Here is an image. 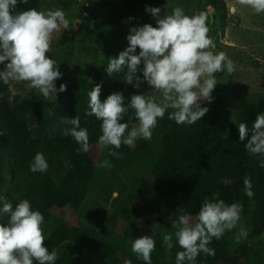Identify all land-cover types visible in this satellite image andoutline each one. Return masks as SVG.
<instances>
[{"label":"trees","instance_id":"1","mask_svg":"<svg viewBox=\"0 0 264 264\" xmlns=\"http://www.w3.org/2000/svg\"><path fill=\"white\" fill-rule=\"evenodd\" d=\"M40 1L18 4L17 12L29 8L41 11ZM166 2L104 0L101 3L109 10L108 30L120 52L128 46L126 37L130 29L148 14L145 7H158ZM205 2L213 8L215 18H225L224 0ZM107 63L88 72L84 91L77 84L71 85L69 93L65 90L55 100L44 98L38 104L0 83V195L13 207L20 200L28 199L32 209L43 215V222L51 224L46 247L58 254L55 264H126L128 261L144 264L132 252L131 244L133 239L145 235L156 241L151 253L152 264H175V255L182 249L175 245L173 223L185 212L195 216L203 200L217 191L226 203L235 201L243 205L242 212L249 215V234L259 237L264 232V167L244 148L250 134L240 141L238 128H230L223 137L219 97L201 103L208 111L192 125L176 124L168 119V112L172 110H167L153 129L151 140L137 139L134 147L122 144L114 149L121 154L119 157L109 155L108 148L102 145L113 172H125L135 166L142 176L130 197L119 184H116L118 191L108 188L102 193V197L110 198L115 192L119 199H114L112 210L100 229L80 221L73 225L66 222L88 194L96 164L88 151L77 152L79 145L71 136L63 135V130L70 127L65 118L80 117V126L88 130L91 147L99 143L98 137L102 134L101 122L86 115L90 111L88 92L94 85H101V102L109 94L121 92L125 105L132 94L148 91L146 84L135 89L123 82L126 65L119 73L109 76L105 71ZM239 108L245 117L243 123L250 128L256 115L264 112V91L251 98L242 96ZM121 122L128 124L126 132L138 123L132 109L123 115ZM37 152H42L47 160L46 172L29 171ZM65 161L71 167H66ZM245 177L251 180V197L244 191ZM224 178L232 183L223 185ZM108 181L111 186L112 181ZM54 207L61 211L56 214ZM7 220V214H0V224H6ZM165 232L173 234L174 247L170 251L163 245ZM228 244L224 235L219 240L214 238L208 247L214 248L215 254H199L196 264H253L252 248L247 243L232 252H228Z\"/></svg>","mask_w":264,"mask_h":264},{"label":"clouds","instance_id":"2","mask_svg":"<svg viewBox=\"0 0 264 264\" xmlns=\"http://www.w3.org/2000/svg\"><path fill=\"white\" fill-rule=\"evenodd\" d=\"M21 3L27 0H0V83L14 91L13 82L27 81L28 87L37 89L45 99L55 100L58 92L66 90V84L56 87L55 81L62 73L47 53L52 33L61 26L67 28L68 20L59 8L47 11L29 8L14 13ZM239 3L255 13H264V0H239ZM145 12L155 20V27L147 23L132 27L126 37L128 46L115 58H108L105 71L111 76L126 65L123 82L135 89L146 84L150 91L132 94L127 105L121 92L111 93L101 102L100 84L88 92L90 111L86 115L101 122L98 142L108 148L111 156L121 155L114 149L122 144L134 147L137 139L151 140L158 120L163 119L169 109L172 111L168 112V119L178 125L200 121L208 111L201 102H211V93L218 84L216 74L225 68L228 73L234 71L232 61H226L224 52L213 51L216 45L208 35V13L189 16L179 6L170 14L164 11L161 15L160 7L151 6H146ZM129 109L133 110L138 123L126 132L128 124L121 120ZM64 122L70 127L63 130V135L71 136L79 145L77 152H87L90 148L88 130L80 126V117L65 118ZM237 127L240 141L250 134L244 148L264 167V112L256 115L250 128L244 123ZM65 166L71 167L67 161ZM98 166H110L109 161ZM47 169L44 154L37 152L29 171L43 173ZM222 183L227 186L232 181L224 178ZM243 184L245 194L251 197V180L245 177ZM219 195L217 191L211 198L206 197L195 216L185 212L173 223L175 245L182 249L175 255V264H196V257L201 253L214 255L215 249L208 247L212 240H219L226 231L237 228L243 205L235 201L226 203ZM5 200L0 195V214L8 216L7 223L0 224V264H33L34 260L36 264H55L58 254L43 246L41 212L33 210L28 199L20 200L15 207ZM247 236L248 231L240 227L234 241L238 244ZM162 241L167 250L174 247L172 233L165 232ZM155 246L156 241L145 235L133 239L131 250L144 264H152L151 253Z\"/></svg>","mask_w":264,"mask_h":264},{"label":"rangeland","instance_id":"3","mask_svg":"<svg viewBox=\"0 0 264 264\" xmlns=\"http://www.w3.org/2000/svg\"><path fill=\"white\" fill-rule=\"evenodd\" d=\"M102 2L104 0L40 1L41 11L59 8L64 11L68 20L67 28L61 26L52 33L48 51L49 57L56 61L62 73L61 78L55 81L56 87L59 88V85L64 83L68 93L70 92L68 87L76 84L81 91H84L89 78L88 72L94 67L107 63L109 57H114L120 52V48L112 42L107 21L109 10L101 5ZM224 2L225 18L221 16L215 18L213 8L207 5L205 0H167L158 7L162 9L161 15L164 11L170 14L177 6L182 7L189 16L200 12L208 13L210 19L208 35L216 45L213 51L224 52L226 61L230 60L234 65L233 72L228 73L225 68L222 73L216 74L218 84L210 98V100L217 97L221 99L218 115L224 129L223 137H226L230 128H238V124L244 122L245 117L239 108L241 97L251 98L254 94L264 91V13H255L250 7L240 4L239 0H224ZM14 13H18L16 8ZM145 23L155 27V20L149 13L137 20L138 26ZM72 40L75 45L72 44ZM12 85L15 89L13 93L26 96L33 104H38L44 99L37 89L28 87L27 81L13 82ZM148 91H150L149 87ZM159 99L157 97V100ZM88 153L96 164L94 179L84 201L66 222L73 225L80 221L100 229L112 210L114 199L118 197L115 192L110 198L105 195L102 197V193L108 188L118 191L116 184H119L124 187V193L130 197L142 172L135 166L125 172H113L111 166H98L107 160L100 143L91 146ZM108 179L112 181L111 186ZM53 211L58 214L61 209L54 207ZM248 219L249 215L242 212L237 228L225 232L224 236L229 243L228 252L247 243L252 248L253 264H264V232L259 237H251ZM240 227L248 231V236L237 244L234 236ZM41 228L45 236L43 246L46 247L51 224L43 222ZM33 264H36L35 260Z\"/></svg>","mask_w":264,"mask_h":264},{"label":"crops","instance_id":"4","mask_svg":"<svg viewBox=\"0 0 264 264\" xmlns=\"http://www.w3.org/2000/svg\"><path fill=\"white\" fill-rule=\"evenodd\" d=\"M231 11H232V8H231Z\"/></svg>","mask_w":264,"mask_h":264}]
</instances>
